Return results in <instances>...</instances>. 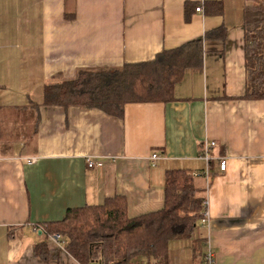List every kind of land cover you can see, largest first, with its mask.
Here are the masks:
<instances>
[{
    "label": "crops",
    "instance_id": "crops-1",
    "mask_svg": "<svg viewBox=\"0 0 264 264\" xmlns=\"http://www.w3.org/2000/svg\"><path fill=\"white\" fill-rule=\"evenodd\" d=\"M207 2L223 12L207 13ZM245 4L0 0V264H80L43 228L114 197L130 217L160 211L170 169L196 174L209 219L170 243L169 264H203L209 250L215 264H264V100L241 98ZM219 27L226 42L204 44L202 66L185 71L172 101L128 104L120 118L44 103L53 78L151 62ZM44 241L55 258L36 256Z\"/></svg>",
    "mask_w": 264,
    "mask_h": 264
},
{
    "label": "trees",
    "instance_id": "trees-1",
    "mask_svg": "<svg viewBox=\"0 0 264 264\" xmlns=\"http://www.w3.org/2000/svg\"><path fill=\"white\" fill-rule=\"evenodd\" d=\"M206 12H223L221 2H207ZM245 93L242 99L264 100V0H246L243 11ZM227 30L219 27L204 39L167 50L151 62L121 68L81 70L72 79L53 78L45 87L46 105H80L122 117L132 103L167 102L187 69L202 66L206 42H226ZM1 137V130H0ZM1 145V138H0ZM204 199L198 196L193 173L170 169L165 174V205L160 211L130 217L124 198L103 205L68 210L65 219L43 228L59 234L67 252L80 264H169L170 243L192 236L199 226ZM36 256L55 258L44 241Z\"/></svg>",
    "mask_w": 264,
    "mask_h": 264
},
{
    "label": "built area",
    "instance_id": "built-area-1",
    "mask_svg": "<svg viewBox=\"0 0 264 264\" xmlns=\"http://www.w3.org/2000/svg\"><path fill=\"white\" fill-rule=\"evenodd\" d=\"M197 12H201L202 8L199 6L196 9ZM212 146H214V144H212ZM200 158L204 159L208 164L212 161V158L210 157L209 154V147L205 146V148H203V152L200 155ZM153 161H156L157 159H159V156L157 155H153L152 156ZM219 165H220V169L221 170H225L226 168V162L225 160H218ZM95 162L91 159L87 160V166L88 168H93L95 167ZM196 174L194 173L193 176H195ZM203 206H204V210L202 213V218H201V226L205 225V223L208 221L209 219V213L207 210V206H208V202L206 200H204L203 202ZM52 238H54L55 241H61L62 240V236L59 234H55L52 235ZM203 264H215V257L213 255V253L209 250L205 253L204 257H203Z\"/></svg>",
    "mask_w": 264,
    "mask_h": 264
},
{
    "label": "rangeland",
    "instance_id": "rangeland-1",
    "mask_svg": "<svg viewBox=\"0 0 264 264\" xmlns=\"http://www.w3.org/2000/svg\"><path fill=\"white\" fill-rule=\"evenodd\" d=\"M201 230V226L199 225L197 228H196V232H199Z\"/></svg>",
    "mask_w": 264,
    "mask_h": 264
}]
</instances>
